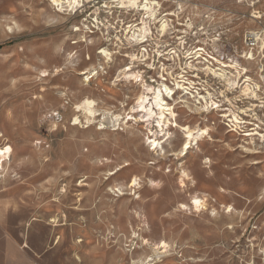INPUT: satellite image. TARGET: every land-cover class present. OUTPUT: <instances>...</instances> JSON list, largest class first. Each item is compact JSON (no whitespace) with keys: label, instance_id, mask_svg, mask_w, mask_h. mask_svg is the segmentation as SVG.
Here are the masks:
<instances>
[{"label":"rangeland","instance_id":"rangeland-1","mask_svg":"<svg viewBox=\"0 0 264 264\" xmlns=\"http://www.w3.org/2000/svg\"><path fill=\"white\" fill-rule=\"evenodd\" d=\"M149 1L168 29L150 21L142 52L125 27L145 11L118 0H82L72 11L0 0V146L13 147L0 161V264H264V45L246 43L252 31L264 39V0ZM104 47L110 62L86 81ZM131 61L139 84L119 74ZM231 62L239 68L221 65ZM160 75L175 114L163 131L152 117L155 149L130 107L139 85ZM247 77L256 96L241 92ZM208 93L219 109L233 102L245 121L236 131L226 111L199 108ZM84 97L133 118L73 124ZM185 126L208 129L181 152Z\"/></svg>","mask_w":264,"mask_h":264},{"label":"bare ground","instance_id":"bare-ground-1","mask_svg":"<svg viewBox=\"0 0 264 264\" xmlns=\"http://www.w3.org/2000/svg\"><path fill=\"white\" fill-rule=\"evenodd\" d=\"M50 1V5H53L55 7H57V9L59 11H65V10H71L76 8L77 6L80 5V3L82 2V0H55V3L53 2V0H48ZM119 3L121 4L122 7H126V8H132V9H136V10H144L146 16H142L140 22H138L137 24L132 25L133 27L136 26L137 28H133L132 26H126L125 28H127V33H125L126 39L128 41V43L130 44L131 47L134 46H138L140 48H138L139 50H142V52L146 51L147 49H143L141 47H143V43L148 41V36L152 35L151 32V27H150V21H159L161 22L163 20V17H161L160 19H157V9L150 3L149 0H118ZM82 6V5H81ZM79 6V7H81ZM98 8L95 9V13L98 12L97 10ZM55 11V10H54ZM57 11V10H56ZM55 11V12H56ZM58 13H62V12H58ZM63 14V13H62ZM56 17H59L58 14L55 15ZM54 19V16H52ZM256 17L260 18V15H257ZM148 19V20H147ZM163 22V21H162ZM165 22V21H164ZM161 23L162 28L159 29L158 31L163 35L164 32L168 29L167 28V23ZM13 23V27L17 28L18 27V23L16 22H12ZM189 25V24H188ZM190 26V25H189ZM12 30L11 26L7 27V31H11ZM132 29V30H131ZM249 33V32H248ZM249 38V39H248ZM261 40V44L264 45V39L261 38V36L259 35L258 32H254L252 31L250 33V35H247V42L250 43L251 41H254V43H259V41ZM118 48V47H117ZM199 51H203V48H198L197 51H195L194 55H189L186 58H199L200 57V53ZM141 52V51H140ZM142 56L145 55V53H142ZM176 51L172 52L175 53ZM99 53H102L103 58L105 60H103L102 62H98L97 66L90 68L91 71L88 72V74L86 75L85 80L89 81L91 78L96 77V75H98V70L101 69L103 70V64L109 63L110 59H111V55L113 54V52H111L108 47H104ZM248 53H246L247 55ZM250 56L248 58H252V54H249ZM138 56H136L135 54H132L130 59L133 61L134 59H137ZM173 60L175 59L174 56L172 57ZM130 62V64L126 65L127 68L122 69L121 71H119V74H122V77L125 78L126 83H134V84H139L138 81H142V77L141 74L138 72H134L133 71V67L134 65H132ZM222 67H231V68H236L238 69L239 67L237 66V62H231L230 64L227 63H221ZM155 67H153L154 69ZM210 69V67H207ZM243 70V72H246V69H241ZM262 70V69H261ZM59 71H62V69H55V72L58 73ZM214 74H216L215 71H212ZM45 73L47 75H45ZM87 73V71L81 72L80 74H84ZM238 73H240V71H238ZM50 74V72L47 69H42L40 70V75L41 76H48ZM91 75V76H89ZM171 75V73H170ZM160 80H156L154 85H146V84H141L140 86V90L138 92V94L135 97V102L134 105H132L130 107V112L132 113H143L141 116L142 118H144L142 121L146 122L147 127H149L150 133L152 136V140L151 145L152 148H157L160 145V142L158 141V131L157 130H152L151 125H152V117L157 115V119H156V123H157V127H160V131H163V127H162V123H166L168 122V117L167 115L171 116L172 118L174 117V109L172 107L171 104H169L168 102H166L164 100L163 97V92L169 96L173 89L167 85L164 81L167 80L166 78H163V75H160ZM262 78L264 79V76H262ZM182 82V83H181ZM247 82V83H246ZM186 82L180 80V81H175L174 84L178 87L181 88L182 90H184L185 94H189L190 92H192L190 89L191 87L193 88L192 85H190L192 82H189L190 87L184 86ZM236 81L235 79H228L227 81V86H235L236 85ZM246 83V84H245ZM243 84H245L243 87L241 86V92L244 94H252L253 96H256L254 90L252 91L251 85H250V78H246L243 81ZM208 96H203V101L199 108H203V109H210V108H216V110H223L226 112H223L222 116L226 119V121L228 122V125L230 127V130L232 131H236L241 124H243L245 121L241 120V118L238 116V113H236L234 111V109L232 107H234V104L232 101H229V105L231 107L229 108H225V109H219L220 104L212 99V93H208ZM206 97L209 98V100H206ZM75 111L77 112V114L74 116L73 118V124H82V120L81 118H84V124L85 127H89L90 125H92L93 123H95L97 121V119L100 117V119H98L99 123H100V128L104 127L102 125V122H107V120L110 119V123L112 127L115 126H119L121 121L125 119V117H127L128 119H132V115L131 116H127L128 114H125L123 116V113H125V111H123L122 113H114L108 109H102L99 108L98 103L95 99H92L90 97H84L82 98V100L80 102H78L75 107H74ZM129 113V112H128ZM109 122V121H108ZM123 123V122H122ZM184 128H187L188 131L191 133V138L189 139L188 134H186V138L183 141L184 143H187L189 145L188 148H190V146L192 145V141H196L198 137L204 135L207 132L208 128H198L196 131L195 129H192L189 126H185ZM257 133V132H255ZM168 133H164V135H167ZM253 133H247V135H251ZM1 136V135H0ZM262 137H264V134L261 135ZM153 145H155V147H153ZM187 148V149H188ZM183 147L182 144V149L181 152H184L185 150H187ZM13 152V147L10 144H5L4 146H0V161L1 163L4 160H8L11 153ZM135 179L137 181L136 178H132L130 180V186H135L132 185V180ZM138 184V182H137ZM195 201H200V199H195ZM196 208H199L202 205V202L200 201V204L197 205L196 203H194ZM161 248H164L163 251L166 250L167 247V243L165 241L161 242ZM162 251V252H163Z\"/></svg>","mask_w":264,"mask_h":264},{"label":"snow or ice","instance_id":"snow-or-ice-1","mask_svg":"<svg viewBox=\"0 0 264 264\" xmlns=\"http://www.w3.org/2000/svg\"><path fill=\"white\" fill-rule=\"evenodd\" d=\"M53 2L55 3V0H53ZM9 30H11V29H9ZM45 75H47V74L45 73ZM182 131L188 134L189 139L191 138V133L188 131L187 128H184ZM180 143L183 144V147H184L185 149H187V148L189 147V145H188L187 143H184V142H183V139L180 140ZM178 146H179V145H178ZM153 147H155V145H153ZM132 185H137V181H136L135 179L132 180ZM117 191H118V190H117ZM194 203H196L197 205H199V204H200V201H195ZM198 210H199V209H198ZM229 211H230V209H229ZM213 214H215V213H213ZM146 243H147V242H146ZM160 246H161V245H158V247H160Z\"/></svg>","mask_w":264,"mask_h":264},{"label":"built area","instance_id":"built-area-1","mask_svg":"<svg viewBox=\"0 0 264 264\" xmlns=\"http://www.w3.org/2000/svg\"><path fill=\"white\" fill-rule=\"evenodd\" d=\"M249 39V38H248ZM245 41H246V37H245ZM248 45H254V44H250V43H248V42H246Z\"/></svg>","mask_w":264,"mask_h":264}]
</instances>
